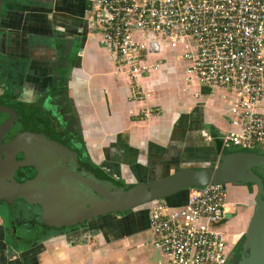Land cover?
Returning <instances> with one entry per match:
<instances>
[{
    "label": "crops",
    "instance_id": "obj_1",
    "mask_svg": "<svg viewBox=\"0 0 264 264\" xmlns=\"http://www.w3.org/2000/svg\"><path fill=\"white\" fill-rule=\"evenodd\" d=\"M87 6L88 0H9L3 8L2 26L15 40L21 41L26 32L32 42L34 35L29 31L34 33L35 24L30 21L28 30L24 28L28 16H36L41 23L40 39L56 40L60 46L65 40L81 44L68 89L92 162L102 168L106 155L114 154L110 173L121 180L122 172L128 176L124 170L128 167L133 176L127 183L161 179L185 164H217L223 149L218 152L216 146L228 129L226 104L196 81L192 85L175 83L174 76L182 71L176 60L168 61L161 74L145 77L141 85L146 99L132 101L131 79L116 73L101 35L85 15ZM171 67L175 73H169ZM146 108L157 109L158 116L140 119ZM242 190L245 199L240 201L250 204L244 188L229 186L231 214L239 202L235 195ZM190 194L191 190L176 194L167 204L181 207ZM143 207L126 215L104 216L89 229L51 232L30 242L12 238L9 229H0V264H157L160 254L150 245L149 210L140 211ZM249 215H238L229 230H246L237 228L250 221Z\"/></svg>",
    "mask_w": 264,
    "mask_h": 264
},
{
    "label": "built area",
    "instance_id": "obj_2",
    "mask_svg": "<svg viewBox=\"0 0 264 264\" xmlns=\"http://www.w3.org/2000/svg\"><path fill=\"white\" fill-rule=\"evenodd\" d=\"M85 15L116 73L131 79L132 101L146 99L142 80L161 74L170 52L186 84L226 104L222 149L264 154V0H88ZM158 114L146 108L139 116ZM229 206L225 185L191 190L181 207L147 205L157 264H226Z\"/></svg>",
    "mask_w": 264,
    "mask_h": 264
},
{
    "label": "water",
    "instance_id": "obj_3",
    "mask_svg": "<svg viewBox=\"0 0 264 264\" xmlns=\"http://www.w3.org/2000/svg\"><path fill=\"white\" fill-rule=\"evenodd\" d=\"M3 5L4 0H0V13ZM0 114L10 115L9 123L0 128L1 146L4 135L15 123H25L26 118L12 105L3 102H0ZM27 140L32 141L31 147H40L33 155L26 149ZM19 141L26 160L39 167L40 175L37 180L24 184L12 181L0 184V200L7 201L9 205L16 199L29 204L37 200L47 215L56 219L53 224L59 228L96 217L129 212L209 185L253 184L258 192L244 233V257L240 264H264V154L223 150L216 166L185 164L161 179L126 183L101 167L94 169L80 163L77 152L69 149L65 142L46 128L39 130V134H23ZM15 230L18 234L19 230Z\"/></svg>",
    "mask_w": 264,
    "mask_h": 264
},
{
    "label": "flooded vegetation",
    "instance_id": "obj_4",
    "mask_svg": "<svg viewBox=\"0 0 264 264\" xmlns=\"http://www.w3.org/2000/svg\"><path fill=\"white\" fill-rule=\"evenodd\" d=\"M7 1L9 0H4L3 8ZM36 4L42 5L40 2ZM3 8L0 13V102L12 105L20 115L26 118V122L15 123L2 139L0 146V184L7 181L24 184L37 180L40 174L39 167L27 161L24 151H22L23 146L19 140L23 134L26 136L39 134V130L46 128L73 151L74 143L76 145L80 140V121L76 115L68 84L76 59L74 56L78 53L77 49L80 50L81 44L78 42L77 45H73L65 40L60 46L56 40L40 39L42 29L38 24L41 23L35 18L36 16L34 18L28 16L24 28L25 31L28 30L30 21L33 22H31L33 25L35 24L34 33L29 31V34L34 35L31 36L33 37L32 42H28L30 38L26 32L20 34L21 41L15 40L14 35L8 33L2 26L5 17ZM30 44V49H28ZM32 75L36 76L35 80ZM9 121L10 115L0 114V128L8 124ZM16 142L20 144L17 143L13 146ZM26 143L29 154L32 153L33 155L40 148L36 145L31 147V140H27ZM45 154L49 155L48 152ZM259 174L263 176L262 173ZM229 186L244 188L250 204L251 201H254L255 204L257 194L249 196V193L256 186L253 184L249 186V183L225 185L229 203L231 202ZM242 192L243 190L235 195L239 202L234 208V213L232 215L229 213L226 220L221 224L230 249L226 264H240L244 257V232L236 233L234 230L232 233L228 228L238 215L249 212V210L243 211L244 206L250 204L240 201L245 199ZM0 208L1 229H9L12 238L26 242H30L32 239L34 241L39 240L48 233L60 230L89 229L91 225H94L92 223L96 224L102 220L101 216L59 228L53 224V220L56 219L48 216L47 211L45 212L37 200L33 204H29L24 200L16 199L12 205H9L7 201L0 200ZM15 229L19 230L18 234H15L17 231ZM37 229H41L42 232Z\"/></svg>",
    "mask_w": 264,
    "mask_h": 264
},
{
    "label": "rangeland",
    "instance_id": "obj_5",
    "mask_svg": "<svg viewBox=\"0 0 264 264\" xmlns=\"http://www.w3.org/2000/svg\"><path fill=\"white\" fill-rule=\"evenodd\" d=\"M163 57H165L169 62H170V60L171 61H174V60H176V58H175V55H173L172 53H170V52H168V53H166V54H164L163 55ZM54 60V59H53ZM52 60V61H53ZM47 65V64H46ZM46 65H44V66H46ZM182 67H183V65L182 64H180ZM183 75H184V73H183V69H182V71L181 72H178L175 76H174V78H173V80H174V82L175 83H178V82H180L181 83V81H182V85H184L185 84V77H183ZM33 76V78H34V80H35V78H36V76L35 75H32ZM184 83V84H183ZM77 115V114H76ZM77 118H78V115H77ZM79 119V118H78ZM141 119V118H140ZM81 130V129H80ZM80 136L82 137V130L80 131ZM83 138V137H82ZM204 139H207L206 137H204ZM84 140V139H83ZM207 141V140H206ZM209 142V141H208ZM120 143H122V142H119L118 144H114V145H116L115 147H117ZM113 156H114V154H113ZM113 156L111 155L109 158L107 157V155H106V158L105 159H103V161H102V168H104L105 169V171L109 174V175H111V176H114L113 175V171H111V173H110V170H109V167L111 166V164L110 163H113L114 162V160H113ZM218 163V162H217ZM217 164L215 163L214 165H211V166H216ZM124 170L128 173V174H126V175H128L127 177H125V176H123L125 173H123L122 172V176H121V180L122 181H124V182H126L127 183V180H129V178L131 177V176H133V175H131L130 174V170H129V168L127 167V168H124ZM259 173H261V172H259ZM119 177H120V175H119ZM114 178H117V179H119L118 177H115L114 176ZM120 180V179H119ZM257 194V188L256 187H253V190L252 191H250V193H249V196L251 195V196H255ZM243 196V195H242ZM252 203L250 204V205H246V206H244V212H246V211H248L249 210V212L248 213H250V215H252V212H253V208H254V201H251ZM148 209V207L146 206L145 208L143 207V208H141V210L140 211H146ZM0 211H1V208H0ZM230 215H232V214H230ZM249 215V216H250ZM231 217V216H230ZM247 219H248V216H247ZM247 219H245L246 221H247ZM1 223V222H0ZM249 223V222H248ZM248 223L246 224V222L244 223V225L242 226V227H240L239 229H247V226H248ZM1 227H2V225H0V229H1ZM245 231L246 230H244L243 232L245 233ZM242 232V233H243Z\"/></svg>",
    "mask_w": 264,
    "mask_h": 264
},
{
    "label": "trees",
    "instance_id": "obj_6",
    "mask_svg": "<svg viewBox=\"0 0 264 264\" xmlns=\"http://www.w3.org/2000/svg\"><path fill=\"white\" fill-rule=\"evenodd\" d=\"M218 146H216V149L218 150V152H221L222 151V147H221V142L219 141ZM70 147V146H69ZM220 147V149H219ZM74 151L77 152V156H78V159L80 161V163H83V164H87L88 166H90V168H94V169H99L97 165H95L92 160L90 159L89 157V154L87 152V149H86V145H85V142L83 140V138L80 136V140L79 142H77V144L75 145L74 143ZM103 172V171H102ZM249 186H252L251 183H249ZM179 194V193H178ZM169 199V198H168ZM167 200V199H166ZM166 200H164L166 203H168ZM169 204V203H168ZM128 212H121V213H118L120 215H126ZM62 231V230H60Z\"/></svg>",
    "mask_w": 264,
    "mask_h": 264
}]
</instances>
